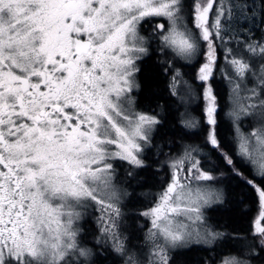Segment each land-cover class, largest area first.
Here are the masks:
<instances>
[{
  "label": "snow or ice",
  "instance_id": "snow-or-ice-1",
  "mask_svg": "<svg viewBox=\"0 0 264 264\" xmlns=\"http://www.w3.org/2000/svg\"><path fill=\"white\" fill-rule=\"evenodd\" d=\"M0 264H264V0H0Z\"/></svg>",
  "mask_w": 264,
  "mask_h": 264
},
{
  "label": "trees",
  "instance_id": "trees-1",
  "mask_svg": "<svg viewBox=\"0 0 264 264\" xmlns=\"http://www.w3.org/2000/svg\"><path fill=\"white\" fill-rule=\"evenodd\" d=\"M226 134H227V129L225 126V135ZM241 195H243L241 190L239 188H236L235 189L236 199H239ZM252 209H253V204L251 203L250 200L247 203V207H245V205H240L235 208L233 212V219L237 227L240 228L246 227Z\"/></svg>",
  "mask_w": 264,
  "mask_h": 264
},
{
  "label": "flooded vegetation",
  "instance_id": "flooded-vegetation-1",
  "mask_svg": "<svg viewBox=\"0 0 264 264\" xmlns=\"http://www.w3.org/2000/svg\"><path fill=\"white\" fill-rule=\"evenodd\" d=\"M255 214V206L253 205V209L251 210L250 217Z\"/></svg>",
  "mask_w": 264,
  "mask_h": 264
},
{
  "label": "rangeland",
  "instance_id": "rangeland-1",
  "mask_svg": "<svg viewBox=\"0 0 264 264\" xmlns=\"http://www.w3.org/2000/svg\"><path fill=\"white\" fill-rule=\"evenodd\" d=\"M195 107V106H194Z\"/></svg>",
  "mask_w": 264,
  "mask_h": 264
}]
</instances>
